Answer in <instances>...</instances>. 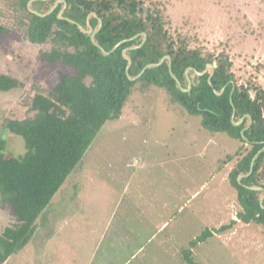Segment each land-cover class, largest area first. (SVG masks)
<instances>
[{"label": "rangeland", "instance_id": "1", "mask_svg": "<svg viewBox=\"0 0 264 264\" xmlns=\"http://www.w3.org/2000/svg\"><path fill=\"white\" fill-rule=\"evenodd\" d=\"M143 5L162 17L163 29L174 40L186 41L203 56L226 59L234 85L247 89L252 99L257 91L264 93V0H143ZM20 14L13 2L0 0V25L8 30L0 37V74L22 83L0 93V133L16 157L24 154V141L4 130L5 122L32 116L34 95H47L60 73H74L41 61L40 54L53 46L30 43ZM209 65L203 73L186 70L187 89L198 84V75L212 76L217 62ZM250 125L248 118L245 129ZM249 149L227 133L203 128L201 116L189 114L165 89L137 83L120 118L102 127L38 216L27 245L3 264H84V257L88 264H264V227L238 219L243 209L228 179ZM260 183L264 185V172ZM255 189L263 201L264 189ZM145 198L151 205L142 203ZM133 199L143 208L154 207L150 218L135 213L134 205H128ZM6 205L0 197V237L20 226ZM130 214L136 215L134 220ZM167 216L169 228L148 243ZM232 221L229 229L191 247L206 229L217 230ZM58 230L70 250L61 240H49ZM104 231L108 235L92 256ZM129 231V244L112 243V236Z\"/></svg>", "mask_w": 264, "mask_h": 264}, {"label": "trees", "instance_id": "2", "mask_svg": "<svg viewBox=\"0 0 264 264\" xmlns=\"http://www.w3.org/2000/svg\"><path fill=\"white\" fill-rule=\"evenodd\" d=\"M7 1L21 10L30 43L52 44L51 50L40 54L41 61L61 64L74 73H60L47 95H34L29 109L32 116L5 122L4 130L23 139V155H12L4 132L0 133V197L20 222L15 230L8 229L0 237V264L27 245L38 216L102 127L120 118L137 83L165 89L173 102L189 114L201 116L203 128L248 144L249 151L232 168L228 179L243 209L238 219L264 227V200L252 189H264L260 183L264 172V93L257 91L252 99L247 89L236 87L226 59L203 56L199 49H190L186 41L174 40L163 29L162 17H155L143 0ZM80 28L96 31L94 42ZM7 32L0 25V37ZM165 56L168 58L159 64ZM214 62L217 67L211 77L209 73L198 75V84L188 91L178 87L177 82L187 90L186 70L203 73ZM148 65L155 66L145 69L137 80L130 79ZM20 87L19 80L0 74V93ZM248 118L251 125L245 129ZM233 224L235 221L217 230L206 229L191 247ZM186 254L190 257L189 251Z\"/></svg>", "mask_w": 264, "mask_h": 264}, {"label": "crops", "instance_id": "3", "mask_svg": "<svg viewBox=\"0 0 264 264\" xmlns=\"http://www.w3.org/2000/svg\"><path fill=\"white\" fill-rule=\"evenodd\" d=\"M204 187V186H203ZM200 189H202V188H200ZM201 190H199V191H196V192H194L192 195H191V199L193 198V197H195V196H197V194L200 192ZM139 199V198H138ZM134 201H133V204H128V205H134V207H133V209L135 210V213L137 214V215H140V216H142L143 217V220L144 219H148V218H150L151 216L149 215V214H151V210H154V207H152V206H147L146 208H143V207H141V204L143 203H145V204H148V205H151V203H150V201H148V199L147 198H145L144 199V201L140 204L137 200L135 201V199H133ZM119 202V201H118ZM140 205V206H139ZM139 206V207H138ZM163 208H164V206H163ZM162 208V209H163ZM128 216V215H127ZM135 218V216L136 215H134V214H130V216H129V218H131V219H133L134 220V218ZM169 220H170V218H168V216L167 217H165V218H163V220L160 222V224L158 223L157 224V228H156V232H153V234H152V236L149 238V239H147V242L149 243V241H150V239L154 236V235H156V234H160L163 230H166V229H168L169 228ZM146 221V220H145ZM140 222L142 223L143 221L142 220H140ZM106 227V226H105ZM131 233H132V231L130 232H126V233H123V234H121V235H115V236H112V243H116L117 241H120L122 244H125V245H127V244H129L130 242V239L132 238V236H131ZM106 235H108V233H107V231H106V233H105V231H104V233L102 234H100V236H99V238H97V241H96V243H95V246H94V248L93 249H91V250H93V252H91L92 253V256H95V254H96V252L97 251H99L98 250V248L100 247V245H101V243H102V241L106 238ZM53 237V238H52ZM59 237V238H58ZM53 239L51 242H55L56 240H57V242H59V240H61L62 241V246H64V247H66V250H70L72 247H71V245L68 243V241L67 240H64V235H61V233H60V230H58V234H57V232L56 233H54V234H52L51 235V237L49 238V240L50 239ZM54 238H56V239H54ZM146 242V243H147ZM70 245V246H69ZM113 245V244H112ZM143 249V246H141V247H139L131 256H130V258H129V260H131L135 255H137L141 250ZM98 253V252H97ZM74 261H75V259H73ZM73 260H72V262H73ZM76 260H79V258L78 259H76ZM129 260H127L126 261V263H128V261ZM51 264V263H50ZM84 264H88L87 262H86V260H85V257H84Z\"/></svg>", "mask_w": 264, "mask_h": 264}, {"label": "water", "instance_id": "4", "mask_svg": "<svg viewBox=\"0 0 264 264\" xmlns=\"http://www.w3.org/2000/svg\"><path fill=\"white\" fill-rule=\"evenodd\" d=\"M57 4H55L51 9H50V11L48 12V13H50V12H52L53 11V9L55 8V6H56ZM30 7V3L28 4V9H30L29 8ZM47 13V14H48ZM100 27H101V21L99 20V26H98V29L97 30H99L100 29ZM84 33H86V34H89L90 36H91V41L92 42H94V36H95V34H96V31H93V29L92 28H89L88 30H85V29H83V28H80ZM118 46V45H117ZM116 46V47H117ZM115 47V48H116ZM114 48V49H115ZM113 49V50H114ZM101 51L104 53V54H108L107 52H105L103 49H101ZM164 60H165V58H163L161 61H160V63L159 64H161L162 62H164ZM128 62H129V64H128V67H127V69L129 68V65H130V61L128 60ZM153 66H155V65H148V66H146L141 72H140V74L138 75V76H136L135 78H130L131 80H133V81H135V80H137L139 77H141L142 76V74L144 73V71H145V69H147V68H150V67H153ZM170 66V65H169ZM209 67H211V65H208ZM214 70V69H213ZM178 83V87L182 90V91H188L190 88H191V86H189V88L187 89V90H185V89H183L182 87H181V84L179 83V82H177ZM233 119H234V114L232 115V121H233ZM243 121V119L240 121V123ZM239 123V124H240ZM239 124H236V125H239ZM260 153H261V151H260ZM252 173V170H250V173L249 174H251ZM248 174V175H249ZM242 177H239V179H241ZM253 190H256L255 188H252Z\"/></svg>", "mask_w": 264, "mask_h": 264}]
</instances>
